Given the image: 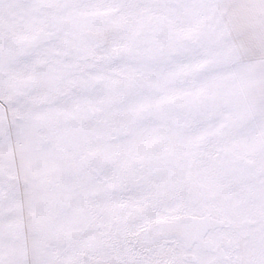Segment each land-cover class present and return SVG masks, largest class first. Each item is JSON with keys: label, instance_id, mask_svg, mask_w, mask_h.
<instances>
[{"label": "snow or ice", "instance_id": "1", "mask_svg": "<svg viewBox=\"0 0 264 264\" xmlns=\"http://www.w3.org/2000/svg\"><path fill=\"white\" fill-rule=\"evenodd\" d=\"M0 264H264V0H0Z\"/></svg>", "mask_w": 264, "mask_h": 264}]
</instances>
